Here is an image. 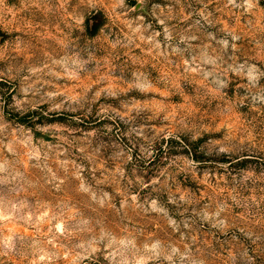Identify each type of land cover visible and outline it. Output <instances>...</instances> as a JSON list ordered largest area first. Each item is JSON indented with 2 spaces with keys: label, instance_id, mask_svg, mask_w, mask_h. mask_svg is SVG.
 Here are the masks:
<instances>
[{
  "label": "rangeland",
  "instance_id": "rangeland-1",
  "mask_svg": "<svg viewBox=\"0 0 264 264\" xmlns=\"http://www.w3.org/2000/svg\"><path fill=\"white\" fill-rule=\"evenodd\" d=\"M0 264H264V0H0Z\"/></svg>",
  "mask_w": 264,
  "mask_h": 264
}]
</instances>
